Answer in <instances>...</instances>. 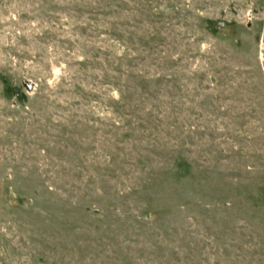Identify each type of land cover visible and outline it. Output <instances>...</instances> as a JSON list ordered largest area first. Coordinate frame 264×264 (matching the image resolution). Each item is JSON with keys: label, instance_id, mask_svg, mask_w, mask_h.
Returning a JSON list of instances; mask_svg holds the SVG:
<instances>
[{"label": "rangeland", "instance_id": "374dc122", "mask_svg": "<svg viewBox=\"0 0 264 264\" xmlns=\"http://www.w3.org/2000/svg\"><path fill=\"white\" fill-rule=\"evenodd\" d=\"M0 264H264V0H0Z\"/></svg>", "mask_w": 264, "mask_h": 264}, {"label": "water", "instance_id": "95a60500", "mask_svg": "<svg viewBox=\"0 0 264 264\" xmlns=\"http://www.w3.org/2000/svg\"><path fill=\"white\" fill-rule=\"evenodd\" d=\"M32 88V87H31Z\"/></svg>", "mask_w": 264, "mask_h": 264}]
</instances>
